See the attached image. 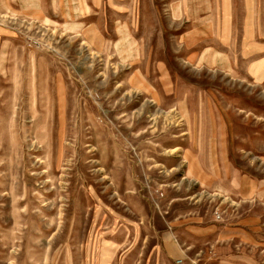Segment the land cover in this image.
<instances>
[{"label": "rangeland", "instance_id": "rangeland-1", "mask_svg": "<svg viewBox=\"0 0 264 264\" xmlns=\"http://www.w3.org/2000/svg\"><path fill=\"white\" fill-rule=\"evenodd\" d=\"M0 264H264V0H0Z\"/></svg>", "mask_w": 264, "mask_h": 264}]
</instances>
